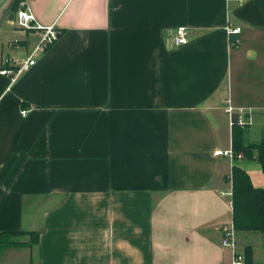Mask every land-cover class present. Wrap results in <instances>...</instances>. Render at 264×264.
Listing matches in <instances>:
<instances>
[{
  "label": "crops",
  "instance_id": "obj_1",
  "mask_svg": "<svg viewBox=\"0 0 264 264\" xmlns=\"http://www.w3.org/2000/svg\"><path fill=\"white\" fill-rule=\"evenodd\" d=\"M15 1L0 0V70L40 35ZM23 2L61 36L16 82L0 74V233L40 234L0 264H231L226 178L237 165L259 189L264 172L214 152L232 145L228 100L248 142L264 136V0ZM237 236L264 264V234Z\"/></svg>",
  "mask_w": 264,
  "mask_h": 264
},
{
  "label": "trees",
  "instance_id": "obj_2",
  "mask_svg": "<svg viewBox=\"0 0 264 264\" xmlns=\"http://www.w3.org/2000/svg\"><path fill=\"white\" fill-rule=\"evenodd\" d=\"M16 0L13 6V15L20 9L21 2ZM233 36V35H232ZM234 38L230 37V42ZM231 126L232 147L238 154L243 155L244 160H255L260 163L264 172V136L256 144L249 143L247 140V128L239 127L238 118L233 117ZM257 153V158L254 154ZM232 182V207H233V224L237 233H262L264 234V188H255L251 177L241 167L234 165L231 170ZM230 181V177L226 178ZM28 235L29 242H18L15 239ZM40 234L37 232H7L0 233V252L7 248H22V246H33L39 243ZM244 251V264H254V251L251 246H246Z\"/></svg>",
  "mask_w": 264,
  "mask_h": 264
},
{
  "label": "built area",
  "instance_id": "obj_3",
  "mask_svg": "<svg viewBox=\"0 0 264 264\" xmlns=\"http://www.w3.org/2000/svg\"><path fill=\"white\" fill-rule=\"evenodd\" d=\"M236 2H241L242 0H235ZM20 9L16 12L15 21L17 26L23 30L24 32H32L37 31L39 35V39L37 43L32 47V50L28 53L25 59L17 58H4L3 60V68L0 70V74L3 76L9 77L12 82H16L18 77L29 71L34 67L37 63L39 56L47 52L49 47L53 45L61 36L59 29L56 25H46L41 26L35 24L34 16L32 13L30 14L26 9V4L24 2L20 3ZM228 33L230 37L232 35H238L242 32V28L228 26ZM189 32L184 27H180L177 29L176 33L169 36L166 39V44L171 48L181 47V45L186 44L189 40ZM241 41L239 39L234 40L232 43V47H240ZM228 106L225 109V114L229 116L230 123L232 126L233 116L236 115L238 118V125L242 128H247L251 126V120H249L243 112L239 111L231 100L227 101ZM24 116L28 114V111L22 112ZM214 156L218 158L229 159L231 162L243 160V155L238 154L234 151L231 146L227 150H216L214 152ZM230 181H231V172L229 173ZM228 196H232L233 192L230 191ZM222 247L232 253V263L231 264H244L245 257L244 254L238 251V240H237V232L235 230L234 224L227 225L222 230Z\"/></svg>",
  "mask_w": 264,
  "mask_h": 264
},
{
  "label": "rangeland",
  "instance_id": "obj_4",
  "mask_svg": "<svg viewBox=\"0 0 264 264\" xmlns=\"http://www.w3.org/2000/svg\"><path fill=\"white\" fill-rule=\"evenodd\" d=\"M26 33L30 34L32 32L30 31V32H26ZM252 234H256V233H252ZM15 240L18 241V242H23L24 240H26V242H29L30 241V237L28 235H22V237H18Z\"/></svg>",
  "mask_w": 264,
  "mask_h": 264
}]
</instances>
